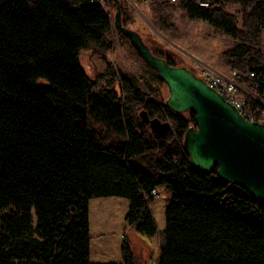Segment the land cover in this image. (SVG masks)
Instances as JSON below:
<instances>
[{"label":"trees","instance_id":"trees-1","mask_svg":"<svg viewBox=\"0 0 264 264\" xmlns=\"http://www.w3.org/2000/svg\"><path fill=\"white\" fill-rule=\"evenodd\" d=\"M106 2L0 0V264H138L128 239L122 263L91 262L90 201L128 199V227L154 238V200L147 197L162 188L171 198L158 264H264V204L218 179L217 168L192 165L183 142L196 126L195 114L172 111L160 91L156 101L125 75L115 79L111 66L107 74L114 77L100 88L108 76L92 77L82 66L86 50L104 55L113 48L114 31L128 40L114 28L116 5ZM120 2L130 28L135 16L129 1ZM233 3L241 7V26L226 10ZM151 6L154 25L171 39L180 10L240 40L227 52L226 67L255 72L264 99V49L248 45H259L252 36L264 35V0ZM153 52L170 66L190 69L162 49ZM155 80L165 84L157 72ZM136 109L169 122L171 131L157 137Z\"/></svg>","mask_w":264,"mask_h":264},{"label":"rangeland","instance_id":"rangeland-1","mask_svg":"<svg viewBox=\"0 0 264 264\" xmlns=\"http://www.w3.org/2000/svg\"><path fill=\"white\" fill-rule=\"evenodd\" d=\"M127 1H129V7L135 16L134 23L130 28L139 32L148 45L150 44L156 50L162 49L163 54L173 55L176 62L183 63L192 70L195 69L194 71L197 73L200 70L195 66L194 60H200L217 71H228L226 54L240 40L237 41L233 37L218 31L206 22L182 16L180 10L175 11L172 17L177 32L176 39H171V32H168L169 36H166L158 26L154 25L158 23V20L153 14L151 3L160 0H149L147 3L138 0ZM226 10L231 15H236L237 23L241 26V7L237 3H233L228 4ZM165 11L168 12L169 8L167 7ZM115 12L116 10L113 11L114 15H112L113 25ZM110 38L113 48L104 55L97 51L86 50L80 57L82 66L92 77L108 76L107 80L104 79L101 82L100 88L105 87L108 81L114 77L107 74L108 66H111L113 72L117 73L115 79L118 78V75H125L127 79L131 80L132 85L151 98H155L157 91H160L161 96L167 100L169 97L167 86L165 84L158 86V82L155 80L156 72L138 56L129 40H120L115 31ZM252 40L258 41L256 43L259 45H254L253 42H248V45L264 49V35L259 37L254 35ZM115 81V85L119 87L120 83ZM155 100H158V96ZM135 111L139 115L143 109H136ZM159 193V198L150 204L158 228V234L154 238L143 237L128 227L126 223L130 206L128 199L112 197L91 200L89 216L92 259L99 263H122L121 248L124 240L128 239L138 264H145L148 258H150L149 264H158L160 235L166 226V206L171 198V193L166 189H160ZM145 242L152 248L153 253H146Z\"/></svg>","mask_w":264,"mask_h":264},{"label":"water","instance_id":"water-1","mask_svg":"<svg viewBox=\"0 0 264 264\" xmlns=\"http://www.w3.org/2000/svg\"><path fill=\"white\" fill-rule=\"evenodd\" d=\"M112 1L115 29L164 81L169 91L167 105L178 114L190 111L196 116V126L186 131L183 142L192 165L202 171L217 168L218 179L246 189L264 204L263 125L248 121L192 69L170 66L156 56L139 32L124 25L120 0ZM140 117L157 137L164 138L172 129L169 122L152 119L145 110Z\"/></svg>","mask_w":264,"mask_h":264},{"label":"built area","instance_id":"built-area-1","mask_svg":"<svg viewBox=\"0 0 264 264\" xmlns=\"http://www.w3.org/2000/svg\"><path fill=\"white\" fill-rule=\"evenodd\" d=\"M99 5L106 6V0H91ZM147 3L149 0H138ZM178 0H170L171 4H176ZM200 6L208 7L207 3H201ZM195 66L200 72L194 73L197 77L203 79L212 89L224 97L233 105L243 117L248 121L259 122L264 127V99L259 94L258 75L253 71L228 70L217 71L200 60H194ZM249 97L254 99L263 107L255 108L249 101ZM160 196L158 190L154 189L147 197L156 201Z\"/></svg>","mask_w":264,"mask_h":264},{"label":"crops","instance_id":"crops-1","mask_svg":"<svg viewBox=\"0 0 264 264\" xmlns=\"http://www.w3.org/2000/svg\"><path fill=\"white\" fill-rule=\"evenodd\" d=\"M89 215H90V211H89ZM144 245L146 246V247H145V251H146V253H153L152 248H151L150 246L146 245V242H145ZM148 257H151V256H148ZM90 260H91L92 263H99V262H97V261H95V260L92 259L91 248H90ZM149 260H150V258H148V260L145 262V264H147V263L149 264Z\"/></svg>","mask_w":264,"mask_h":264}]
</instances>
